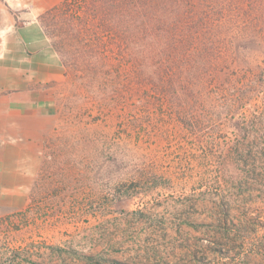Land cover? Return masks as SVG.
<instances>
[{
  "label": "rangeland",
  "instance_id": "1",
  "mask_svg": "<svg viewBox=\"0 0 264 264\" xmlns=\"http://www.w3.org/2000/svg\"><path fill=\"white\" fill-rule=\"evenodd\" d=\"M61 69L28 205L0 214V264H213L220 242L221 264H264V186L244 184L238 198L231 186L220 200L215 162L194 137L154 123L140 97L114 109L86 92L76 99ZM243 239L252 259L232 250Z\"/></svg>",
  "mask_w": 264,
  "mask_h": 264
},
{
  "label": "trees",
  "instance_id": "2",
  "mask_svg": "<svg viewBox=\"0 0 264 264\" xmlns=\"http://www.w3.org/2000/svg\"><path fill=\"white\" fill-rule=\"evenodd\" d=\"M41 20L73 97L145 99L154 123L172 121L214 160L222 201L231 186L237 198L264 186V0H64ZM245 241L232 250L252 259ZM219 245L213 264L229 256Z\"/></svg>",
  "mask_w": 264,
  "mask_h": 264
},
{
  "label": "crops",
  "instance_id": "3",
  "mask_svg": "<svg viewBox=\"0 0 264 264\" xmlns=\"http://www.w3.org/2000/svg\"><path fill=\"white\" fill-rule=\"evenodd\" d=\"M62 1L0 0V214L28 205L43 165L62 63L39 19Z\"/></svg>",
  "mask_w": 264,
  "mask_h": 264
}]
</instances>
